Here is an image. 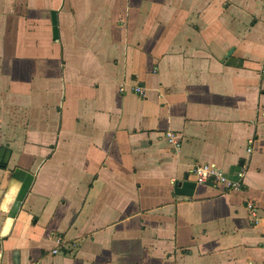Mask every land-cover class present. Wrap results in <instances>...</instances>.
Returning <instances> with one entry per match:
<instances>
[{
	"label": "crops",
	"instance_id": "0c3cea01",
	"mask_svg": "<svg viewBox=\"0 0 264 264\" xmlns=\"http://www.w3.org/2000/svg\"><path fill=\"white\" fill-rule=\"evenodd\" d=\"M0 264H264V0H0Z\"/></svg>",
	"mask_w": 264,
	"mask_h": 264
},
{
	"label": "built area",
	"instance_id": "2783aa9c",
	"mask_svg": "<svg viewBox=\"0 0 264 264\" xmlns=\"http://www.w3.org/2000/svg\"><path fill=\"white\" fill-rule=\"evenodd\" d=\"M122 91V88H119ZM131 92L143 96V90L140 86L134 85L131 88ZM163 139L165 143L176 152L179 150L181 142L175 136V134L171 131H166L163 133ZM250 143V141H249ZM249 151V147L246 148ZM191 174L193 176V181L196 185H209L212 186L219 191H235L241 188V180L239 179H231L229 178L224 172L214 166L211 163H199L195 164L191 168ZM242 175L241 170L237 172V176L240 177ZM245 208L248 211L249 221L251 224H256L258 221V217L256 215V207L253 202L248 201L245 204ZM57 250L56 248L53 249L51 252L55 253Z\"/></svg>",
	"mask_w": 264,
	"mask_h": 264
}]
</instances>
